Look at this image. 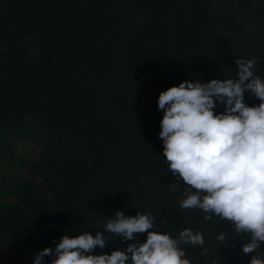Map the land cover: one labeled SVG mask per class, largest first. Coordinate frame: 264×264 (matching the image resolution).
<instances>
[{
    "label": "trees",
    "instance_id": "16d2710c",
    "mask_svg": "<svg viewBox=\"0 0 264 264\" xmlns=\"http://www.w3.org/2000/svg\"><path fill=\"white\" fill-rule=\"evenodd\" d=\"M239 58L264 79V0H0V264H34L85 231L108 238L96 255L143 243L104 232L118 210L150 213V231L173 238L202 233L203 247L180 245L191 264L264 254V242L245 254L231 222L180 207L186 186L159 138V94L238 79ZM244 102L261 103L250 91Z\"/></svg>",
    "mask_w": 264,
    "mask_h": 264
},
{
    "label": "clouds",
    "instance_id": "9594fccd",
    "mask_svg": "<svg viewBox=\"0 0 264 264\" xmlns=\"http://www.w3.org/2000/svg\"><path fill=\"white\" fill-rule=\"evenodd\" d=\"M235 63L238 79L185 80L162 91L159 138L168 170L186 186L180 207L200 209L207 220L216 215L231 222L238 235L250 238L242 245V251L249 254L257 253L264 242V79L255 75L254 60L239 58ZM247 91L261 103L247 105ZM217 103L224 105L222 113L214 111ZM155 221L150 213L126 216L118 210L107 217L104 232L125 241L147 233L143 243L96 255L92 253L97 247L107 245L102 232L64 235L58 243L54 241L55 248L37 253L34 264H128L129 260L131 264H191L180 245L203 247V234L184 229L173 238L150 231ZM225 238L224 232L217 236L218 241ZM207 251L204 248L203 254ZM46 256L55 258L45 261ZM250 264H264V254L253 255Z\"/></svg>",
    "mask_w": 264,
    "mask_h": 264
},
{
    "label": "rangeland",
    "instance_id": "374dc122",
    "mask_svg": "<svg viewBox=\"0 0 264 264\" xmlns=\"http://www.w3.org/2000/svg\"><path fill=\"white\" fill-rule=\"evenodd\" d=\"M16 152L22 153L25 156H33V151L31 150L30 146L26 143H21L17 145Z\"/></svg>",
    "mask_w": 264,
    "mask_h": 264
}]
</instances>
